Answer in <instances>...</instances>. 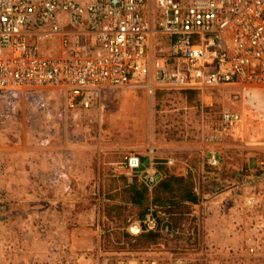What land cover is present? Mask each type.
Listing matches in <instances>:
<instances>
[{
    "label": "rangeland",
    "instance_id": "1",
    "mask_svg": "<svg viewBox=\"0 0 264 264\" xmlns=\"http://www.w3.org/2000/svg\"><path fill=\"white\" fill-rule=\"evenodd\" d=\"M105 96L87 108L69 106L52 87L0 97V264H264V189L260 205L245 203L260 186L253 175L264 151V84L193 95L123 86ZM225 107L240 116L235 133L208 142L203 124ZM128 154L139 158L138 171L152 158L161 177L190 175L198 196L176 233L136 250L114 235L139 233L130 230L134 210L117 228L98 204L117 175H138L120 167Z\"/></svg>",
    "mask_w": 264,
    "mask_h": 264
},
{
    "label": "built area",
    "instance_id": "2",
    "mask_svg": "<svg viewBox=\"0 0 264 264\" xmlns=\"http://www.w3.org/2000/svg\"><path fill=\"white\" fill-rule=\"evenodd\" d=\"M259 84H264V0H0L1 98L52 87L69 106L87 108L108 89L123 86L152 95L160 88L221 85L240 93ZM239 122L237 112L222 108L216 121L203 124L204 138L219 142ZM217 162L209 152L206 163ZM140 166L128 154L120 167L138 172L137 180L150 189L161 178L155 162L148 158L138 171ZM253 182L260 186L245 196L249 206L261 203L264 151L255 160ZM156 227L149 209L131 228L136 233ZM159 230L177 232L166 224ZM169 264L188 263L171 258Z\"/></svg>",
    "mask_w": 264,
    "mask_h": 264
},
{
    "label": "trees",
    "instance_id": "3",
    "mask_svg": "<svg viewBox=\"0 0 264 264\" xmlns=\"http://www.w3.org/2000/svg\"><path fill=\"white\" fill-rule=\"evenodd\" d=\"M185 95H193V89H181ZM119 185L112 190L103 191L99 199V206L110 219L118 221L115 227L124 226L125 210H134L135 219H141L151 209L157 219L154 231H140L136 236H129L124 231L117 230V241L123 238L133 239L134 250L144 248L162 239L159 227L163 224L174 229L189 215V205L197 202V193L194 181L190 175L185 176L164 174L150 189L139 182L135 176L127 180L122 175H117ZM163 213V215L159 214ZM173 237H177L173 235Z\"/></svg>",
    "mask_w": 264,
    "mask_h": 264
},
{
    "label": "bare ground",
    "instance_id": "4",
    "mask_svg": "<svg viewBox=\"0 0 264 264\" xmlns=\"http://www.w3.org/2000/svg\"><path fill=\"white\" fill-rule=\"evenodd\" d=\"M113 90H117V88H110V89H108L107 91H113ZM107 91H106V93H105V95L107 94ZM234 133H235V129H234ZM133 230V228H131V231Z\"/></svg>",
    "mask_w": 264,
    "mask_h": 264
}]
</instances>
